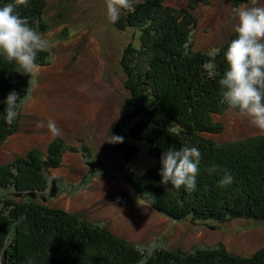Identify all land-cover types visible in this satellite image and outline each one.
Returning a JSON list of instances; mask_svg holds the SVG:
<instances>
[{"label":"rangeland","instance_id":"1","mask_svg":"<svg viewBox=\"0 0 264 264\" xmlns=\"http://www.w3.org/2000/svg\"><path fill=\"white\" fill-rule=\"evenodd\" d=\"M141 1L144 0H138ZM189 1L167 0L165 3L171 8L163 10L180 9ZM41 3L48 62L37 64L39 67L30 72L28 93L17 111L16 131L0 148L1 167L32 151L47 159L50 147H55L58 157H51L53 164L50 163L55 167L42 170L47 191L32 195V203L62 211L77 223L99 227L139 252L143 258L140 264L175 253L188 256L223 249L246 259L264 250V222L234 219L220 224L176 222L140 198L134 185L137 187L138 179L156 170L158 160L139 141L140 122L133 119L126 105L129 95L120 68L123 51L131 44L135 49L133 57L145 58L139 31L115 28L108 19L106 0ZM254 6H264V0L201 3L193 13L197 24L191 35V50L214 55L236 34L240 10ZM154 25L145 27V33H150L146 36L151 35ZM158 115L162 125H171L162 119L161 113ZM49 119L56 121L62 136L51 135L47 128ZM214 121L222 125V131L202 135L214 143L264 136L247 118L230 109L214 117ZM39 123L45 127H38ZM110 135L123 137L124 142L108 143ZM90 163L95 165L93 169ZM53 181L57 190L51 196ZM1 192L3 208L10 203L14 206L25 203L22 194L12 189L3 196Z\"/></svg>","mask_w":264,"mask_h":264},{"label":"trees","instance_id":"2","mask_svg":"<svg viewBox=\"0 0 264 264\" xmlns=\"http://www.w3.org/2000/svg\"><path fill=\"white\" fill-rule=\"evenodd\" d=\"M165 1L134 0V11H122L114 24L120 31L138 30L140 46L143 42L141 49L145 51V58L138 60L133 57L135 49L131 44L120 59L124 88L129 95L126 105L133 119L140 122L139 141L158 160L156 170L138 179L134 190L157 212L176 222L220 224L232 219L264 222V136L226 144L202 136L222 131V125L214 117L229 107L223 102L219 81L228 69L226 52L237 33L214 55L194 52L191 35L197 19L193 13L207 0H190L171 12H164L163 9L171 8ZM13 2L0 0V7ZM41 2L28 0L26 6L18 4L16 12L42 34ZM153 23L151 37L146 36L150 33H145V27ZM48 58L45 49L37 54L35 63H47ZM30 76V72L0 55V148L16 131L19 118L17 114L11 124L6 122L7 96L14 91L20 105L28 93ZM159 113L170 126L160 123ZM133 127L137 130L136 125ZM182 146L197 147L201 152L195 191L184 187L175 190L171 183L161 182L163 153ZM54 148L50 147L47 159L32 151L0 167L2 196L12 189L25 198V203L17 206L0 205V264H140L139 252L99 227L77 223L62 211L32 203L34 194L47 191L42 170L54 166L50 165L51 159L58 157ZM213 166L218 170L209 174L208 169ZM225 172L232 175L233 183L221 187L219 182ZM148 264H264V250L246 259L223 249L188 256L175 253L157 256Z\"/></svg>","mask_w":264,"mask_h":264},{"label":"clouds","instance_id":"3","mask_svg":"<svg viewBox=\"0 0 264 264\" xmlns=\"http://www.w3.org/2000/svg\"><path fill=\"white\" fill-rule=\"evenodd\" d=\"M28 0H14L0 7V55L9 62L14 61L24 72H32L39 66L35 63L37 54L44 51L48 41L32 28L26 17L16 12L18 4L27 5ZM107 15L111 23H117L121 12L134 11V0H106ZM237 38L233 39L226 52L228 69L219 84L223 102L238 115L247 118L249 123L264 132V6H254L240 10ZM19 97L13 91L6 100V122L11 124L17 116ZM120 114V110H119ZM45 127L43 123L37 125ZM47 128L53 137L63 135L55 120L47 121ZM108 143H123L120 136H112ZM162 183H171L173 189L184 187L195 191L201 163V152L197 147L182 146L165 151L161 158ZM217 166L209 168V174L217 171ZM220 186H230L233 177L225 172Z\"/></svg>","mask_w":264,"mask_h":264},{"label":"water","instance_id":"4","mask_svg":"<svg viewBox=\"0 0 264 264\" xmlns=\"http://www.w3.org/2000/svg\"><path fill=\"white\" fill-rule=\"evenodd\" d=\"M89 166H90L91 169H93L95 167V165L94 164H91V163L89 164ZM52 185H53V188H52L51 193H50L51 196L55 195L56 190H57L56 189V186H55V181L52 182Z\"/></svg>","mask_w":264,"mask_h":264}]
</instances>
